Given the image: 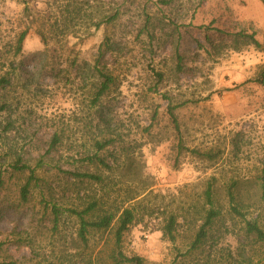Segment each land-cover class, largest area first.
<instances>
[{
    "label": "rangeland",
    "instance_id": "1",
    "mask_svg": "<svg viewBox=\"0 0 264 264\" xmlns=\"http://www.w3.org/2000/svg\"><path fill=\"white\" fill-rule=\"evenodd\" d=\"M91 2L89 14L120 12L122 16L116 28L109 29L117 50L109 62L120 84L105 106L123 148L135 154L141 167L143 179L138 185L146 187L141 199L154 210L152 217L146 216L124 235L123 251L143 258L146 264H264V248L246 235L224 193L219 197L222 221L198 251L190 252L189 246L199 228L188 224L193 220L188 213L201 201L205 180L217 177L222 185L233 179H255L264 172V89L252 82L264 66L262 0ZM25 6L46 16L49 25L59 23V29L71 21L66 17L67 0H26V5L24 0H0V54L24 26ZM68 28L70 35L49 46V56L63 63L55 66L54 74L43 73L39 65L33 70L38 63L32 55L46 49L36 29L18 58L20 67L36 76L29 88H24L21 76L15 81L22 119L9 139L25 151L43 153L56 130L78 145L99 135L97 117L86 107L85 85L70 62L74 57L91 61L103 42L104 29L89 36L94 28L87 32L82 23H70ZM240 32L255 34L262 47L231 49V34ZM209 38L216 48L207 43ZM177 51L184 57L183 73L177 71ZM157 72L164 73L161 83ZM169 105L180 106L176 115L185 145L219 151L217 161L188 156L181 157L175 167L177 138L167 114ZM90 119L94 127L87 125ZM60 167L69 170L70 165L63 159ZM51 176L48 180L54 181ZM2 199L18 206V185ZM42 201L35 192L27 206L0 217V263L97 264L108 256L112 236H91L85 247L76 240L73 222L53 229V217ZM171 212L188 216L186 221L181 219L176 243L165 239L161 230ZM250 213L248 218L260 215L264 221V208L259 205Z\"/></svg>",
    "mask_w": 264,
    "mask_h": 264
},
{
    "label": "trees",
    "instance_id": "2",
    "mask_svg": "<svg viewBox=\"0 0 264 264\" xmlns=\"http://www.w3.org/2000/svg\"><path fill=\"white\" fill-rule=\"evenodd\" d=\"M262 2L264 4V0ZM24 4L26 5V0ZM92 8L91 0H85L82 4H79L78 0H67L66 17L71 18V21L65 20L67 23L62 25L64 28L59 29V23L55 24L56 26L49 25L46 16L25 6L24 26L16 34L15 40L6 45L4 53L0 54V117L4 119L0 122V217L14 214L22 205L27 206L37 192L42 197L44 210L50 211V216L53 217V229L58 230L63 222H73L76 240L85 247L89 244L91 236H112L113 245L108 256L104 260H97V264H146L139 256L126 255L122 244L124 235L131 227L142 222L146 216L152 217L154 210L146 204L145 199H141L146 190L145 186L138 185L143 179L141 167L135 154L123 148L121 135L113 130L112 123L108 122L110 112L105 106V100L116 93L120 84L109 62V57L117 52L116 42L109 29L116 28L122 16L120 12L99 13L95 16L88 12ZM149 21L148 19L145 26L147 28ZM70 23L74 26L82 23L87 32L94 28L89 36L104 29L103 42L91 61L80 62L78 57H74L70 62V66L76 69L85 85L86 107L97 117L99 135L78 145L68 141L64 132L56 130L43 153L32 152L30 149L25 151L24 148H19L18 143L9 139L22 119V103L20 97L15 96V81L19 75L25 82L24 88H29L34 85L36 76L33 71L20 67L18 58L23 54V45L30 32L36 29L46 49L32 55L34 62L38 63L34 65L33 70H38L39 65L43 73L54 74L55 66L63 63L59 62L58 57L49 56V46L52 42L56 43V40L61 43V37L70 35ZM230 38V48L235 51L250 46L257 49L262 47L255 34L240 32L231 34ZM207 43L213 48L217 47L210 38ZM176 55L177 71L183 73L184 57L179 51ZM156 76L160 83L165 79L164 73L157 72ZM252 82L264 89V66ZM179 107L169 105L167 109L177 138L175 167L180 163L181 157L188 156L214 163L221 152L213 149H190L185 145L176 115ZM87 125L94 127L93 119H90ZM146 130L149 131V128ZM63 159L70 165L69 170L60 167ZM50 174L51 178H55L54 181L48 180ZM14 184L18 185V206L11 204L10 200L2 202V198ZM221 193L228 199L232 215L243 223L246 235L253 237L254 241L264 248V221L260 220V215L248 218L251 215L250 210L257 205L264 208L263 172L262 176L255 179H233L222 185H219L217 177L205 180L201 201L198 205L191 206L193 212L188 213L189 217H193L188 224H196L195 228H199L189 246L190 252L201 249L212 230L222 221L219 202ZM63 200H66L68 205L62 204ZM181 219L186 221L188 216L171 212L165 218V225L161 230L164 238L172 243L178 240ZM0 264L18 263L11 261ZM47 264L65 263L61 261ZM88 264L94 263L89 261Z\"/></svg>",
    "mask_w": 264,
    "mask_h": 264
}]
</instances>
